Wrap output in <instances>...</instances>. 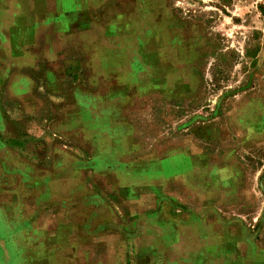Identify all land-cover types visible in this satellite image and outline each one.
I'll list each match as a JSON object with an SVG mask.
<instances>
[{"label": "rangeland", "instance_id": "374dc122", "mask_svg": "<svg viewBox=\"0 0 264 264\" xmlns=\"http://www.w3.org/2000/svg\"><path fill=\"white\" fill-rule=\"evenodd\" d=\"M142 1L151 25L144 29L140 14L130 30L137 36L119 41L117 52L109 49L107 71L88 67L84 90L112 103L94 105L81 125L67 119L59 128L84 131L56 139L86 165L69 171L64 154L59 165L52 161L46 172L33 173L25 163L39 166L37 153L3 138L0 264H80L65 257V243L52 245L47 236L53 241V230L96 219L104 226L100 236H115L96 243L103 264H203L204 257L264 264V0ZM20 13L32 22L29 9ZM128 54L141 65L124 67ZM13 63L0 94L8 105L19 96L10 88L19 68L25 76L42 69ZM108 111L112 118L101 119ZM37 123L43 131L58 121ZM5 128L23 133L26 126L0 118ZM40 135L47 149L39 154L51 161L54 135ZM85 206L92 212L62 215ZM207 222L216 225L212 244L192 242L194 233L178 227Z\"/></svg>", "mask_w": 264, "mask_h": 264}, {"label": "crops", "instance_id": "0c3cea01", "mask_svg": "<svg viewBox=\"0 0 264 264\" xmlns=\"http://www.w3.org/2000/svg\"><path fill=\"white\" fill-rule=\"evenodd\" d=\"M119 4L122 8L118 7ZM23 8L31 12L32 22L20 13ZM146 9L147 5L142 0L136 2L133 0H0V67H5V73L3 77H0V94L3 93L2 86L6 82L7 72L15 65L13 62L16 61L18 65L16 67H42L41 70L36 68L25 70L26 72L32 71L26 76L25 72L22 73L24 69L19 68L20 73L10 83L13 92L19 94L12 104L8 105V99L2 100L0 97V118L6 125L12 121L26 126L23 133L11 132L7 128L0 129L1 163L8 162L5 157L8 146L6 140H3L6 138L8 142L13 141L15 148L26 145V147H31L33 156L35 152L37 153L35 157H37L39 166L28 160L25 163V159L17 157V161L23 159L26 167H30L33 173L37 172L38 167L46 172L45 164L52 161L59 165L61 155L64 154L68 156L63 159L62 163L69 167V171H76L77 167L86 165V163L83 164L85 161L64 149L68 147L65 143L61 144V140L56 139L65 140L68 136H81L84 131L70 132L72 128L70 130H65V127H62L63 130L59 128L67 124L65 122L67 119L74 120L81 125L87 119L88 112H94V105L101 104V102L105 105L112 103V97L98 100L89 95L88 90H84L89 87L88 67H99L100 73H105L110 67V56L108 55L111 52L109 49L117 52L119 41H129L137 36L136 32L130 30L135 29V25L140 20L139 15H143L139 23L144 29L151 25V21L147 23ZM122 30H127V32H120ZM11 48L15 50L14 56L11 54ZM126 48L129 53L128 44ZM103 55H106L107 60L103 59ZM129 57L130 54L124 59L123 63L126 64L123 65L124 67L141 65V62L137 61L134 56H131L132 59ZM20 61H22V66L19 64ZM34 79L35 85L32 90L30 83L34 82ZM45 97L49 105L44 102ZM42 105L45 107H41ZM125 112L128 114L131 109L127 108ZM102 114L105 116L100 117L101 119L112 118L111 112ZM41 120H53L58 123L54 127H44V130L40 131L37 121ZM41 132L47 133L49 137L54 135L52 137L54 145L51 148L55 158L51 161L39 154L43 149H47L45 145L40 146ZM79 149L82 150V147ZM79 162L82 164L79 165ZM80 183H85V179H81ZM81 196L83 193H80ZM85 207H80L82 209L67 208L61 212L64 217L92 212L90 207ZM51 210L50 208L49 211ZM98 224H100L98 219L84 227L78 226L77 222L66 224L62 233L53 230V241L50 236H47V240L52 245L65 243V257L73 262L81 259L80 264H92L91 259L95 256L94 262L103 264V256L97 257V253L94 254L93 251H98L97 244L105 239L113 241L115 236L114 231L106 237L104 234L100 236L99 232H104V226L101 227ZM178 227L183 233H194L192 242L198 240L199 243L200 239L202 243L206 239L208 244H212V241H215V223H182ZM182 238L184 235L179 236L178 239ZM111 243L113 252L110 257L112 258L115 255L116 244ZM202 260L203 264H214L210 257H204Z\"/></svg>", "mask_w": 264, "mask_h": 264}]
</instances>
